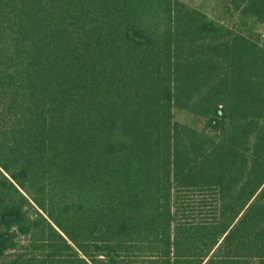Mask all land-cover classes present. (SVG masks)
Segmentation results:
<instances>
[{
	"label": "trees",
	"instance_id": "obj_1",
	"mask_svg": "<svg viewBox=\"0 0 264 264\" xmlns=\"http://www.w3.org/2000/svg\"><path fill=\"white\" fill-rule=\"evenodd\" d=\"M0 0V264H264V0Z\"/></svg>",
	"mask_w": 264,
	"mask_h": 264
},
{
	"label": "rangeland",
	"instance_id": "obj_2",
	"mask_svg": "<svg viewBox=\"0 0 264 264\" xmlns=\"http://www.w3.org/2000/svg\"><path fill=\"white\" fill-rule=\"evenodd\" d=\"M192 2L194 5H201L205 8L207 13L212 17L219 15L217 0H186Z\"/></svg>",
	"mask_w": 264,
	"mask_h": 264
}]
</instances>
